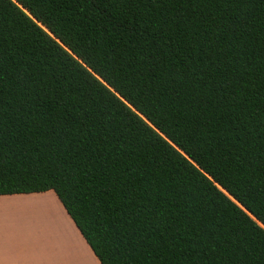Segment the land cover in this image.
I'll use <instances>...</instances> for the list:
<instances>
[{"label":"trees","instance_id":"trees-1","mask_svg":"<svg viewBox=\"0 0 264 264\" xmlns=\"http://www.w3.org/2000/svg\"><path fill=\"white\" fill-rule=\"evenodd\" d=\"M218 185L264 225V0H0V195L102 264H264Z\"/></svg>","mask_w":264,"mask_h":264},{"label":"crops","instance_id":"crops-1","mask_svg":"<svg viewBox=\"0 0 264 264\" xmlns=\"http://www.w3.org/2000/svg\"><path fill=\"white\" fill-rule=\"evenodd\" d=\"M42 197L58 204L59 211L66 214L65 217L71 230H74L77 236L83 240L89 252L90 261L84 260L78 254L73 255V251L68 250L65 254L63 242L60 240L58 243L55 238H48L45 228L39 229L27 226L25 219L13 218L12 214L17 213L16 210L0 207V264H81V262H84V264H102L84 236L81 237L82 233L80 234L79 228L73 219L67 215L69 213L54 190L0 195V203ZM35 204L41 206V209H49L46 206L43 207V205H47L45 202H36Z\"/></svg>","mask_w":264,"mask_h":264},{"label":"rangeland","instance_id":"rangeland-1","mask_svg":"<svg viewBox=\"0 0 264 264\" xmlns=\"http://www.w3.org/2000/svg\"><path fill=\"white\" fill-rule=\"evenodd\" d=\"M36 202H45L47 205H43V207L46 206V208L49 209H41V206L35 204ZM0 207L16 210L17 213L12 214L13 218L25 219L27 226L37 227L39 229L45 228L48 238H55L58 243L60 240L63 242V251L65 254L68 250L73 251V255L78 254L84 260L90 261V257L88 255L89 252L85 247L83 240L77 236V233L74 230H71L69 222L65 217L66 214H63V212L61 213V211H59V205L53 203L52 200L44 197L17 200L15 202L0 203ZM81 237H83L82 234ZM81 264H84V262H81Z\"/></svg>","mask_w":264,"mask_h":264},{"label":"water","instance_id":"water-1","mask_svg":"<svg viewBox=\"0 0 264 264\" xmlns=\"http://www.w3.org/2000/svg\"><path fill=\"white\" fill-rule=\"evenodd\" d=\"M46 29V28H45ZM48 32H49V30L48 29H46ZM50 33V32H49ZM226 194H228L235 202H237L245 211H247L248 212V210H246L237 200H235L226 190H224L220 185H218ZM250 215H251V217H253L255 220H257L250 212H248ZM257 222L262 226V227H264V225L260 222V221H258L257 220Z\"/></svg>","mask_w":264,"mask_h":264}]
</instances>
